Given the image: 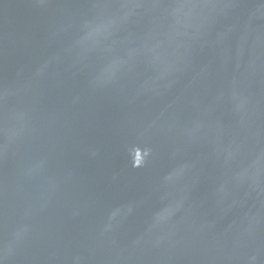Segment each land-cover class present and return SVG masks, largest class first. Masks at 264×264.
<instances>
[{"label":"water","instance_id":"obj_1","mask_svg":"<svg viewBox=\"0 0 264 264\" xmlns=\"http://www.w3.org/2000/svg\"><path fill=\"white\" fill-rule=\"evenodd\" d=\"M0 264H264V0H0Z\"/></svg>","mask_w":264,"mask_h":264}]
</instances>
